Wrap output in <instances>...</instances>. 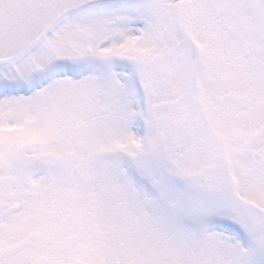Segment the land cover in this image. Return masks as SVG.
I'll return each mask as SVG.
<instances>
[{
  "label": "snow or ice",
  "instance_id": "6c2138e0",
  "mask_svg": "<svg viewBox=\"0 0 264 264\" xmlns=\"http://www.w3.org/2000/svg\"><path fill=\"white\" fill-rule=\"evenodd\" d=\"M101 191L133 264H264V0H0V264H109Z\"/></svg>",
  "mask_w": 264,
  "mask_h": 264
},
{
  "label": "rangeland",
  "instance_id": "374dc122",
  "mask_svg": "<svg viewBox=\"0 0 264 264\" xmlns=\"http://www.w3.org/2000/svg\"><path fill=\"white\" fill-rule=\"evenodd\" d=\"M109 197L103 191L99 194V227L101 242L109 259V264H133V259L138 252L139 238H134L123 226L122 222L115 219L107 204ZM112 203L119 200V194L113 193Z\"/></svg>",
  "mask_w": 264,
  "mask_h": 264
}]
</instances>
